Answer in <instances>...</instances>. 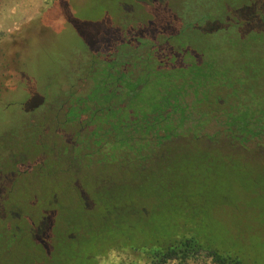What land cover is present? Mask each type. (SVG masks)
<instances>
[{
	"label": "rangeland",
	"instance_id": "rangeland-1",
	"mask_svg": "<svg viewBox=\"0 0 264 264\" xmlns=\"http://www.w3.org/2000/svg\"><path fill=\"white\" fill-rule=\"evenodd\" d=\"M254 2L249 11L264 0ZM159 8L156 0H0V125L5 123L0 137L15 128L34 152L29 122L43 114L39 104L50 75L61 72L65 78L77 70L80 48H92L126 15L152 19L149 13ZM237 40L235 45V40H216L222 68H235L242 50L251 55L252 46ZM224 89L216 86L217 92ZM194 122L187 127L197 129L199 137L172 141L164 158L149 167L91 162L78 180L64 171V157L51 159L39 176L25 175L20 179L25 188L14 189L9 202L20 203L28 230L0 264H109L132 256L121 246L166 242L179 233L193 234L246 264H264V139L246 148L216 136L215 119ZM6 143L18 145L11 138ZM53 191L59 203L49 205Z\"/></svg>",
	"mask_w": 264,
	"mask_h": 264
},
{
	"label": "trees",
	"instance_id": "trees-1",
	"mask_svg": "<svg viewBox=\"0 0 264 264\" xmlns=\"http://www.w3.org/2000/svg\"><path fill=\"white\" fill-rule=\"evenodd\" d=\"M254 1H156L161 8L149 13L152 19L144 13L143 18L129 16L92 48L81 46L78 69L65 78L61 72L52 73L45 86L46 104L41 107L45 112L41 117L46 118L45 171L51 159L64 157V171L78 180L91 162L149 167L164 158L172 141L192 134L199 137L198 130L187 124L196 125V120L198 126L207 118L220 124L216 134L220 139L243 142L246 148L251 141L261 142L264 3L249 11ZM218 39L235 40L233 45L238 39L242 47L252 46L251 55L242 50L235 68H222L216 57L222 52ZM218 85L225 91L217 92ZM29 125L31 133L39 132V123ZM37 134L31 142L40 151ZM205 136L218 142L214 135ZM108 210L105 207L104 214ZM15 225L9 219L0 221V260L12 255L25 236L13 234ZM130 249L132 256L109 264H246L186 233L166 242L121 246V252Z\"/></svg>",
	"mask_w": 264,
	"mask_h": 264
},
{
	"label": "flooded vegetation",
	"instance_id": "flooded-vegetation-1",
	"mask_svg": "<svg viewBox=\"0 0 264 264\" xmlns=\"http://www.w3.org/2000/svg\"><path fill=\"white\" fill-rule=\"evenodd\" d=\"M156 1H163V0H156ZM263 9H264V4H263ZM125 17H128V15H126ZM109 32H106L105 35L109 34ZM45 90L46 88H43V92H45ZM46 98H47V94L45 93V100L41 104H39L40 107L46 104ZM43 113L45 112L43 111ZM45 119L46 118L43 116L39 118V120H37V123L40 124L38 125L39 132H35V133L32 132L31 134V138L35 139L33 138V136H36V133H38L37 135L39 138V142L41 144L40 151H37L35 144L34 147L36 149L34 152H31L28 148H26L25 146V144L27 143L26 140H24L23 139L24 137H21L18 134L19 132L15 128H12L13 131L11 132L8 131L9 133L4 135L3 137H0V219L2 220L9 219L16 224L15 225L16 229L13 232L14 235H24V233L27 232L28 229H25L21 223L24 217L26 216L24 215L22 208L16 206L19 205L20 203L19 202L17 203L15 201H14L15 203H10L9 199L11 198L10 196L14 192V189L16 191V189H18L20 185L24 186L25 188L26 183L24 181L20 182L21 178H23L25 175L28 174L30 175L34 174L33 176L36 175L39 176L43 174V172L45 171L46 152L44 150V142H43V134H44L43 131L46 128ZM4 124L5 123H2L0 125V130L1 128H3ZM7 138H11L12 143L14 141L15 143L18 142V145H15L14 147H8L6 145ZM68 173L72 177L73 173L71 171ZM74 182H75V188H77L76 186L77 181L74 180ZM28 195L29 194H27V196ZM52 195L54 198L51 199V201L48 202V204L49 205L58 204L59 198L57 197L56 191H53ZM33 205H36V203H33ZM54 213L57 214L56 211ZM54 213L53 215H55Z\"/></svg>",
	"mask_w": 264,
	"mask_h": 264
}]
</instances>
